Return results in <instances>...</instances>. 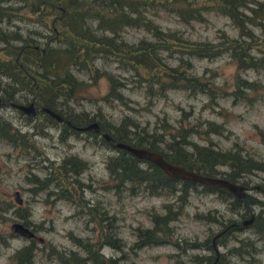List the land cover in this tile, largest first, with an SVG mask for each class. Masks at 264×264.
Segmentation results:
<instances>
[{
	"label": "trees",
	"instance_id": "obj_1",
	"mask_svg": "<svg viewBox=\"0 0 264 264\" xmlns=\"http://www.w3.org/2000/svg\"><path fill=\"white\" fill-rule=\"evenodd\" d=\"M251 1L257 4L250 3V0H0V97L5 101L32 100L37 105H48L76 125L96 119L114 139L156 149L170 161L248 184L245 173L264 170V157L242 153L239 147L219 146L210 138L205 142L192 138L195 132L203 137H207L209 131L222 133V122L205 118L186 123L179 119L180 122L173 125L163 119L160 128H148L124 114L118 122L108 125L100 111H67L63 106L85 82L75 70H92L93 75L99 71L105 75L108 84L103 97L125 101L127 95L123 87L127 82L111 71L99 70L93 62L96 52L112 54L123 67L132 71L134 86H139L148 97L164 96L170 88H181L192 94L203 93L216 103L217 96L227 89L215 84L216 71L210 74L197 71L192 58L214 57L228 50L236 60L237 69L263 65L264 35L259 37L251 24H258L264 33V3ZM160 10L175 13L185 22L201 20L204 12L209 10L225 13L239 27L242 38L224 31L217 41L188 38L176 29L161 27L152 16ZM20 21L24 23L20 24ZM128 26L143 28L151 38H124L122 30ZM252 47L257 48L260 54L250 52ZM162 48L167 50L165 54L159 52ZM167 56H173L175 60ZM2 76L7 78L2 81ZM233 81V92L241 95L244 88L253 89L257 84L243 75H235ZM17 93L23 94L24 98H18ZM40 112L44 124L60 123L65 135L83 131L44 110ZM26 115L29 119L33 114ZM85 132L87 136H94L101 145L114 147L104 164L110 179L107 186H112L118 196L123 191L143 190L167 197L161 204V210L153 208L149 211L150 224L134 226L136 238L132 245L169 241L182 249L189 246L210 248L212 251L208 253L193 252L189 257L194 264H209L216 257L211 239L214 232L203 239H186L177 234L172 222L184 212L194 193H212L224 205L195 210V215L213 222L216 231L221 230L215 237L216 243L235 240L224 251H219L214 264H231L233 255L245 258L257 251L256 240L264 239L263 199L248 191L238 197L224 186L171 176L156 163L126 148L111 145L100 132L90 129H85ZM33 133L29 129H21L20 125L0 114V140L27 153L36 150L40 153ZM43 165L46 168L43 175L36 172L29 175L34 184L31 186L33 191L35 188L48 189L74 202L83 200L77 192H82L87 184L79 178L88 166L86 158L69 153L59 161L47 160ZM258 185L260 182L254 184ZM86 207L95 219L97 234L94 237L71 234L84 253L73 248H57L51 243L48 244V253L55 255L59 264H116L115 257L99 251L103 245L115 248L124 245L115 226L114 213L105 207L97 211ZM252 211L253 220L243 224V218L249 217ZM30 213L26 204L0 196V245L7 244L16 233L4 224L13 219L29 224ZM245 226L253 228V236L233 234ZM26 238V242L11 252V264H36L37 254L45 245L39 247L35 236Z\"/></svg>",
	"mask_w": 264,
	"mask_h": 264
},
{
	"label": "rangeland",
	"instance_id": "obj_2",
	"mask_svg": "<svg viewBox=\"0 0 264 264\" xmlns=\"http://www.w3.org/2000/svg\"><path fill=\"white\" fill-rule=\"evenodd\" d=\"M255 1L264 3V0ZM250 3L257 4L251 0ZM152 16L161 27L176 29L191 39L217 41L221 39L220 34L223 31L242 38L239 27L231 17L219 11H206L203 19L190 22H185L175 13L166 10L157 11ZM23 23L20 21V24ZM251 27L259 37L264 35L258 24H251ZM122 35L128 40H136L140 36L151 38L150 33L141 27L128 26L122 30ZM166 51L163 48L159 50L163 54ZM250 52L260 54L255 47H252ZM96 54L93 62L99 70L111 71L127 82L123 87V92L127 95L125 101L103 97L108 84L105 75L98 73L99 71L93 75L92 70H75L85 82L73 96L68 97L63 110L86 109L90 113L100 111V115L108 125L118 122L124 114H127L148 128L153 126L160 128L163 119L175 125L180 122L179 119L190 123L209 118L214 122H222L223 132L209 131L207 137L195 132L192 135L193 139L205 142L210 138L219 146L239 147L242 153L249 152L264 157V64L237 69L236 60L228 50L214 57L192 58L197 71H205V74L216 71L215 84L227 89L224 94L217 96L216 103H212L203 93L192 94L181 88H170L164 96L148 97L139 86H134L135 77L130 75L132 71L123 67L112 54L106 55L100 52ZM167 58L175 60L173 56ZM235 75L247 76L249 80L255 81L257 83L255 88H244L243 95L236 94L233 92ZM6 78L2 76L1 79L3 81ZM16 96L20 99L24 98L21 93H17ZM0 114L20 125L21 129L33 131L37 147L40 149V153L37 150L27 153L0 140V196L15 201L14 191L18 189L22 197L21 204H26L30 208L29 225L35 227V240L39 247L45 245V248L43 247L37 254L36 264H59L57 257L48 253L49 243L57 248H73L79 253H84L81 246L78 247L74 242L71 234L91 237L97 234V224L86 206H90L92 211L105 207L110 213H114L115 226L119 229L118 234L123 238L124 245L121 248L103 245L99 247V251L115 257L116 264H194L189 258L193 252L212 251L210 248L199 246L182 249L169 241L141 246L132 245L136 238L134 226L150 224L149 211L153 208L162 209L161 204L167 199L164 194L138 190L123 191L118 196L112 186H107L110 179L104 164L105 158L114 151V147L101 145L94 136H87L85 131L65 135L60 123L44 124L40 111L28 119L26 112L20 111L9 102L0 103ZM69 153H76L88 161V166L79 174L83 183H87L82 192H77L83 200H78L79 203L74 202L49 192L48 189L35 188L33 191L31 186L34 184L29 179V175L32 172L43 175L46 170L43 164L47 160L59 161L63 155ZM244 178L248 184L253 185L247 188V191L264 200V170L246 172ZM257 182H260V185L256 187L254 184ZM223 205L224 203L217 200L212 193H194L184 212L172 222L177 234L186 239L193 237L203 239L212 231L216 233L218 231L216 225L198 217L194 211ZM10 223L11 220H8L4 224L7 229ZM254 232L251 226H245L233 234L253 236ZM26 241L25 236L15 233L7 244L2 243L0 264H11V252ZM231 242L235 240H229L228 243H216L215 240L219 251H224ZM256 246L258 249L252 256L241 258L239 255H233L230 258L231 264H264V239H257Z\"/></svg>",
	"mask_w": 264,
	"mask_h": 264
},
{
	"label": "water",
	"instance_id": "obj_3",
	"mask_svg": "<svg viewBox=\"0 0 264 264\" xmlns=\"http://www.w3.org/2000/svg\"><path fill=\"white\" fill-rule=\"evenodd\" d=\"M3 102H5V100L0 97V103H3ZM10 103H12L17 108H20L26 113L33 114L37 110H44V111H47L50 115L54 116L55 118L59 120H64L65 122L72 124L70 119L66 118L62 113L51 108L48 105H45V104L36 105L34 101L32 100L28 102L10 101ZM72 125L79 129H91L95 131H100L101 134L109 141L110 144L114 146L126 148L129 151H131L133 154L156 163L167 174L171 176L195 180V181L202 182V183L224 186L225 188H227L229 191H231L234 195L238 197H242L247 191V188L250 187L249 184H245L242 181L232 180L223 175L205 173V172L187 167L183 164L170 161L160 151L156 149H152V148H149L143 145H134L125 140H120V139L116 140L113 138V136L108 131L104 130L101 127L100 123L96 119L90 120L84 124L76 125L73 123ZM14 193H15L16 202L21 203L22 197L19 193V190L16 189ZM253 218H254V211L251 212L249 217L243 218L242 223L248 224L253 220ZM9 228L10 230L16 233H19L25 237L35 236V230L32 228V226L24 223L22 220H19V219L11 220ZM220 232L221 230L217 231L212 236V244H214V247L217 251H218V248L215 244V237Z\"/></svg>",
	"mask_w": 264,
	"mask_h": 264
},
{
	"label": "flooded vegetation",
	"instance_id": "obj_4",
	"mask_svg": "<svg viewBox=\"0 0 264 264\" xmlns=\"http://www.w3.org/2000/svg\"><path fill=\"white\" fill-rule=\"evenodd\" d=\"M5 102H9L10 103V101H5ZM10 104H12V103H10ZM13 105V104H12ZM37 105V104H36ZM40 105V104H39ZM15 106V105H14ZM16 107V106H15ZM37 111H40V110H37ZM36 111V112H37ZM35 112V113H36ZM34 114V113H33ZM62 121V120H61ZM79 129V128H78ZM81 130H83V131H85V129H81ZM91 130V129H90ZM93 131H95V130H93ZM98 132H100V131H98ZM100 134H101V132H100ZM114 138V137H113ZM94 139H96V138H94ZM117 140V139H116ZM112 145V144H111ZM212 239V238H211ZM213 245V248H214V250H215V252H216V257H217V255H218V253H219V250L217 251L216 249H215V247H214V244H212ZM217 246V245H216ZM216 257L214 258V260L212 261V262H210L209 264H214L215 263V260H216Z\"/></svg>",
	"mask_w": 264,
	"mask_h": 264
},
{
	"label": "bare ground",
	"instance_id": "obj_5",
	"mask_svg": "<svg viewBox=\"0 0 264 264\" xmlns=\"http://www.w3.org/2000/svg\"><path fill=\"white\" fill-rule=\"evenodd\" d=\"M4 103V102H3ZM47 112V111H46ZM48 113V112H47ZM52 116V115H51ZM54 117V116H53Z\"/></svg>",
	"mask_w": 264,
	"mask_h": 264
}]
</instances>
